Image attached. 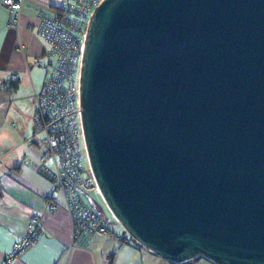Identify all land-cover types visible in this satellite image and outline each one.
I'll use <instances>...</instances> for the list:
<instances>
[{"label": "water", "instance_id": "1", "mask_svg": "<svg viewBox=\"0 0 264 264\" xmlns=\"http://www.w3.org/2000/svg\"><path fill=\"white\" fill-rule=\"evenodd\" d=\"M78 98L99 194L133 241L264 264V0H102Z\"/></svg>", "mask_w": 264, "mask_h": 264}, {"label": "crops", "instance_id": "2", "mask_svg": "<svg viewBox=\"0 0 264 264\" xmlns=\"http://www.w3.org/2000/svg\"><path fill=\"white\" fill-rule=\"evenodd\" d=\"M60 1L23 0L17 32L6 27L7 10L0 0V261L25 233L29 216L38 213L42 235L12 264H215L203 257L173 263L131 241L124 242L122 228L111 224L107 235L83 232L74 239L71 216L59 193L54 194L57 209L46 210L44 195L51 191L50 180L40 167L43 146L32 122L31 98L42 78L41 69L32 61L42 59L44 49L27 27L40 12L54 11ZM90 193L88 202L106 215Z\"/></svg>", "mask_w": 264, "mask_h": 264}, {"label": "built area", "instance_id": "3", "mask_svg": "<svg viewBox=\"0 0 264 264\" xmlns=\"http://www.w3.org/2000/svg\"><path fill=\"white\" fill-rule=\"evenodd\" d=\"M102 0H62L52 12H40L27 29L43 43L42 59L32 64L42 71L37 89L31 92L32 122L43 151L41 169L50 180V193L44 195L47 211L58 207L54 194L63 196L71 216L73 238L86 232L107 235L115 220L95 209L86 196L99 190L92 174L83 137L79 111V72L88 19ZM7 10L6 27L21 29L23 0H2ZM21 49V45L18 47ZM41 216L32 213L25 233L4 253L0 264H12L42 235ZM127 235L124 242H129Z\"/></svg>", "mask_w": 264, "mask_h": 264}, {"label": "rangeland", "instance_id": "4", "mask_svg": "<svg viewBox=\"0 0 264 264\" xmlns=\"http://www.w3.org/2000/svg\"><path fill=\"white\" fill-rule=\"evenodd\" d=\"M38 73H39V71L37 70V72L34 73V74H35L34 76H37ZM41 74H42V72H41ZM94 195H95V196L92 197L93 195H92L91 193L89 194V196H91V198H93V200H94L98 205H100L101 207H103V212H104L107 216L111 217V213H110V211H109L108 209H106L107 207H105L104 202H103L101 196H100V195H97V194H94ZM86 199L88 200V198H86ZM111 225H112L113 228H115V229H117V227H120L116 220H112Z\"/></svg>", "mask_w": 264, "mask_h": 264}, {"label": "trees", "instance_id": "5", "mask_svg": "<svg viewBox=\"0 0 264 264\" xmlns=\"http://www.w3.org/2000/svg\"><path fill=\"white\" fill-rule=\"evenodd\" d=\"M103 214V213H102ZM111 231V228L109 229V232ZM127 236V234L124 232V237L122 239H124ZM133 242L135 245H138L135 241H133L131 238L129 240V242Z\"/></svg>", "mask_w": 264, "mask_h": 264}]
</instances>
